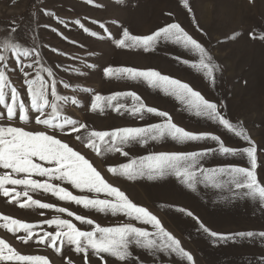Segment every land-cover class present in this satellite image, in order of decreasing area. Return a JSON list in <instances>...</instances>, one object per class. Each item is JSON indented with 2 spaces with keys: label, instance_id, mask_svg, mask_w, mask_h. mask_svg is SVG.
<instances>
[{
  "label": "rangeland",
  "instance_id": "rangeland-1",
  "mask_svg": "<svg viewBox=\"0 0 264 264\" xmlns=\"http://www.w3.org/2000/svg\"><path fill=\"white\" fill-rule=\"evenodd\" d=\"M45 11L54 13V16L46 15ZM55 17L66 21L68 27L58 24ZM76 20L101 35H104V32L99 25L104 24L117 39L120 38L122 27H127L133 34L144 35L168 23H179L212 57L215 84L211 83L203 70L191 66L199 63V56L178 45L169 43L149 52L142 49L118 48L106 35L103 40L89 36L73 23ZM46 25L57 28L63 35L51 31ZM13 27L17 29L16 35L27 34L34 37V44L38 46L47 65L61 64L68 69L79 68L84 73L78 75L72 71L57 69L58 78L67 80L75 88H89L91 92L72 93L64 90L62 85H58V91L61 94L76 95L81 103L79 107L66 105L64 114L87 124L93 130L141 127L162 122L163 118L149 113H145L144 119L140 120L126 112L117 113L113 109H105L103 112H93L90 109L93 94L109 96L116 92H134L147 107L167 112L172 122L185 130L220 135L225 146H248L247 142L227 133L213 121L195 116L175 97L166 95L161 89L150 88L142 81L105 77L103 69L108 66L157 70L163 75L188 83L206 99L218 105L225 104L226 110L222 111L232 123L242 127L257 146L255 172L258 182L264 185V39H261L264 36V0H187V7L185 0H92V3H87L86 0H0V40L11 35ZM52 48L58 49L64 55L52 52ZM177 57L180 59L177 60ZM81 60L87 64H95V69L85 68ZM13 67L10 61L9 68ZM7 74L12 86L21 92V99H25L26 85L23 83V74L18 70L9 71ZM122 102L129 105L132 103L130 98ZM0 113H3L0 116V126L45 131L43 126L35 124V114H31L30 122L24 124L19 120V113L15 119L8 120L6 109L2 105ZM47 131L84 155L106 182L124 192L133 203L146 207L156 215L165 230L178 239L181 247L193 257L189 262L179 253L170 255L168 250L156 251L132 246L131 251L138 257V261L133 260L132 264H261L264 258V242L259 238L255 241L213 244L211 238L199 228V223H203L212 231L222 234L264 231V205H261L258 199H226L227 189L230 187L227 177L220 178L225 181L223 189L205 188L200 184L197 185L196 191H193L174 176L156 180H129L123 175L108 171L110 167L128 163L131 158L150 153H186L218 147L215 142L179 144L165 138L152 141L148 145L129 144L124 149L129 156L106 151L97 155L74 139L77 133L66 135L58 129ZM203 163L208 167L229 164L250 167L246 157L240 155L230 157L214 154ZM3 171L0 169V173ZM53 183L67 188L74 195H91L80 193L71 185L61 184L60 181ZM8 187L11 189L13 186ZM16 191H22V188L17 186ZM29 195L40 203H49L54 207L21 208L15 200L10 201L8 197L0 194V218L7 216L23 223L35 224L40 226L37 231L42 232L54 231V228L44 222L59 216L75 223L81 230H90L89 226L76 221L74 216L68 217L66 213L55 212L56 207H64L105 227L128 222L123 216L114 217L84 209L68 201H60L51 193L42 190L30 192ZM21 202H26V198L22 197ZM180 207L186 210L185 213L177 211ZM187 211H191L193 217H188ZM0 223H3L2 219ZM131 223L151 231L150 225H141L135 221ZM23 235V232L11 233L0 227V239L5 240L17 252L22 255L43 256L50 264H67L68 260H71L72 264H121L107 254H102L103 260L91 252L85 258L83 254L75 253L68 246H64L61 253H56L47 244L35 243V235L24 243L20 239Z\"/></svg>",
  "mask_w": 264,
  "mask_h": 264
},
{
  "label": "snow or ice",
  "instance_id": "snow-or-ice-1",
  "mask_svg": "<svg viewBox=\"0 0 264 264\" xmlns=\"http://www.w3.org/2000/svg\"><path fill=\"white\" fill-rule=\"evenodd\" d=\"M92 3V0H86ZM187 7V0H185ZM48 16L54 13L45 11ZM58 24L68 27V23L59 17H55ZM83 32L91 37L103 40L105 35L112 40L118 48L142 49L145 52L155 51L158 46L174 44L195 53L199 56V63L192 64L193 68H199L215 84L214 66L212 57L207 50L189 35L179 23H168L158 27L150 34H133L127 27H122L120 38L113 37L104 24V35L97 31H91L81 21L73 22ZM96 23V21H93ZM45 27L57 32L58 29L51 25ZM17 29H11V35L0 40V105L6 109L7 119L13 120L19 113V120L24 124L30 122V115H34L36 125H41L45 131H30L23 127L0 126V194L15 200L21 208L36 206L39 209H52L49 203H40L32 199L30 192L42 190L51 193L60 201H68L84 209L94 210L111 216H123L128 222H121L115 226H101L93 219L83 215L74 214L64 207H56L55 212L75 218L81 225L89 226L90 230H81L75 223L68 219L57 216L45 221L54 231H42L40 227L31 223H23L17 219L3 216L0 227L11 233L23 232L20 239L27 243L35 235V243L47 244L56 253H61L64 246L70 247L75 253L83 254L85 258L89 252L103 260L102 254H107L120 261L121 264H132L138 261L131 251L132 246L139 249L168 250L169 254L179 253L192 261L193 257L185 251L180 241L174 238L162 226L157 218L146 207L133 203L124 192L111 186L102 177L101 173L85 159L79 151L74 150L68 143L49 134L48 129L59 130L61 133L70 135L77 133L74 139L86 145L92 152L100 155L102 151L120 153L129 156L124 149L132 143L148 145L152 141H160L170 138L179 144L188 142L212 141L217 146L192 152H160L150 153L138 158H131L128 163L118 167H110L109 172L120 174L129 180L147 178L156 180L165 176H174L188 189L196 191L197 185L202 184L205 188L223 189L225 181L221 177H227L228 196L226 199L259 200L264 205V185L258 182L255 169L257 167V146L242 127H237L230 121L224 111L226 105L212 102L206 99L199 91L193 90L188 84L179 79L163 75L157 70H139L133 67H112L103 69L105 77H116L133 81H142L150 88L161 89L166 95L175 97L186 106L187 110L197 117H204L213 121L218 127H222L227 133L247 142L248 146L236 148L225 146L220 135L203 132L194 133L177 126L167 112L158 111L154 107H147L141 97L134 92H116L109 96L93 94L90 109L103 112L105 109H113L117 113H128L136 119H144L145 113L154 114L163 118L162 122L153 123L141 127H119L113 130H93L87 124L81 123L64 114L66 105L81 106L76 95L61 94L58 85L72 93L91 92L89 88H75L67 80L58 78L57 69L72 71L78 75H84L79 68H64L57 64L49 66L45 63L38 46L34 44V37L27 34L16 35ZM66 39V37H65ZM264 39V36L261 37ZM31 42V43H30ZM52 52L58 55V49L52 48ZM177 60L180 58L177 57ZM14 67L9 68V62ZM188 63V61H185ZM81 64L88 69H95V64H87L81 60ZM23 74V83L26 85L25 99H21V92L12 86L8 72L17 71ZM31 77V78H29ZM7 89V91H6ZM10 93V95H9ZM131 99L129 105L122 101ZM3 113H0L2 116ZM214 154L236 157H246L250 167L225 165L208 167L204 165L207 158ZM36 177L45 178L44 180ZM60 181L61 184L71 185L80 193L89 195H74L67 188L53 183ZM8 185L13 186L11 189ZM20 186L22 191H16ZM103 196V198H101ZM26 202H21V198ZM185 213V209H177ZM188 217H193L191 211H187ZM198 220V218H196ZM135 221L141 225H150L151 231L144 227H138L131 223ZM199 223V222H198ZM199 228L211 238L213 244L229 243L236 241H255L257 238L264 242V231H241L231 234H222L212 231L203 223ZM0 264H50L49 260L39 255H22L11 247L5 240L0 239ZM67 264H72L71 260ZM261 264H264L262 258Z\"/></svg>",
  "mask_w": 264,
  "mask_h": 264
}]
</instances>
